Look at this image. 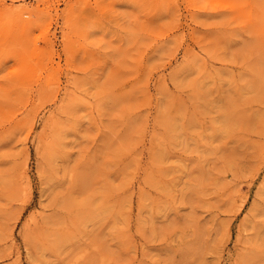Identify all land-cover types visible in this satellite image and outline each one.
I'll return each mask as SVG.
<instances>
[{
  "label": "rangeland",
  "instance_id": "obj_1",
  "mask_svg": "<svg viewBox=\"0 0 264 264\" xmlns=\"http://www.w3.org/2000/svg\"><path fill=\"white\" fill-rule=\"evenodd\" d=\"M0 264H264V0H0Z\"/></svg>",
  "mask_w": 264,
  "mask_h": 264
},
{
  "label": "bare ground",
  "instance_id": "obj_2",
  "mask_svg": "<svg viewBox=\"0 0 264 264\" xmlns=\"http://www.w3.org/2000/svg\"><path fill=\"white\" fill-rule=\"evenodd\" d=\"M14 2V1H13ZM15 3V2H14ZM14 3H12V4H10V5H8V9L11 11V12H13V13H15V14H17V15H19L20 17H19V19L21 20V23L23 22V23H28V19L30 18H28L27 20H25V18L23 17V15H25V13H29V10H28V8H26V7H24L23 5H20V6H17V5H15ZM14 17V16H13ZM258 19V18H257ZM29 21H30V19H29ZM22 23V24H23ZM24 24V30H25V25ZM16 25V24H15ZM18 25H19V23H18ZM28 25V24H27ZM255 25V24H254ZM31 26V25H30ZM254 27V26H253ZM14 28V27H13ZM14 30V29H13ZM23 30V29H22ZM50 43V42H49ZM51 44V43H50ZM52 52V51H51Z\"/></svg>",
  "mask_w": 264,
  "mask_h": 264
}]
</instances>
